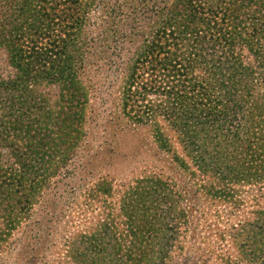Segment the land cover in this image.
Wrapping results in <instances>:
<instances>
[{"label": "trees", "instance_id": "16d2710c", "mask_svg": "<svg viewBox=\"0 0 264 264\" xmlns=\"http://www.w3.org/2000/svg\"><path fill=\"white\" fill-rule=\"evenodd\" d=\"M0 51L4 199L29 200L66 170L98 98L109 123L146 127L176 171L124 191L132 219L130 239H115L117 264L192 249L215 201L235 214L252 207L237 233L254 225L245 243L263 237L253 253L264 254V0H0ZM225 235L214 240L227 247Z\"/></svg>", "mask_w": 264, "mask_h": 264}, {"label": "rangeland", "instance_id": "374dc122", "mask_svg": "<svg viewBox=\"0 0 264 264\" xmlns=\"http://www.w3.org/2000/svg\"><path fill=\"white\" fill-rule=\"evenodd\" d=\"M5 59L0 51V69L8 71ZM92 78L95 82L100 76L93 73ZM102 93L106 94L105 87ZM100 102L93 101L95 111L82 150L40 193L29 200L21 195L6 200L0 185V264H117L115 239H130L132 219L120 210L124 191L153 171L169 176L176 172L160 157L146 127L137 131L120 119L109 123V111ZM169 138L171 148L180 151L175 136ZM10 190L16 192V185ZM225 206L218 201L213 207L205 206L206 217L199 220L197 229V236L204 240L192 249L185 247L182 254L172 250L163 264H261L264 254L256 256L253 250H258L263 237L245 243L254 225L244 224L246 230L240 236L236 227L239 221L253 220L247 212L252 207L235 214ZM24 209L28 210L24 213ZM263 209L264 198L257 207L259 213ZM220 232H226L227 247L214 240Z\"/></svg>", "mask_w": 264, "mask_h": 264}]
</instances>
